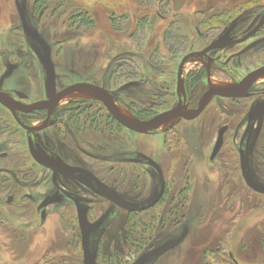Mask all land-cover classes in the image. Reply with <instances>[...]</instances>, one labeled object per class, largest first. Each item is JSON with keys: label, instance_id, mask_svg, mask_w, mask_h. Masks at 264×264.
<instances>
[{"label": "rangeland", "instance_id": "1", "mask_svg": "<svg viewBox=\"0 0 264 264\" xmlns=\"http://www.w3.org/2000/svg\"><path fill=\"white\" fill-rule=\"evenodd\" d=\"M32 4L33 0H0V76L7 73L10 64L16 66L14 76L6 86L24 92L30 100L46 97L41 61L43 51L33 40L30 34L33 32L49 50L58 89L76 82L103 86L119 97L120 109L128 114V102L144 106L157 97L164 105L170 100L169 93L175 94V67L170 59L178 56L185 47L183 35L188 34L189 44L194 43L193 48L198 49L207 42H197L196 29L208 42L222 36L234 38L244 32L245 26H252L264 12V0H47L39 17L33 15ZM157 9L165 21L155 15ZM85 13L91 18L92 27L82 26L80 20L72 21V17ZM219 29L221 33L216 32ZM164 33L167 37L163 41ZM169 44L174 49L172 55L167 53ZM237 49L220 51L215 55H221L220 59L224 60ZM161 55L167 57L168 63L157 68L155 60H162ZM139 62L146 64L142 68L144 72L137 77L133 72ZM221 62L217 64L218 71L212 75L211 83L215 86H227L252 65L264 63V44L227 65ZM172 69L173 86L166 91L170 74L164 72ZM200 90L194 92V98ZM68 97L61 102V108L70 101L88 98L83 92ZM172 101L173 105L175 96ZM240 109L227 101L216 100L208 105L196 122L177 124L175 132L178 134H169L167 138L172 140L174 148L173 162L169 161V164L161 158L163 134L159 133L154 140L141 138L145 144H140L138 150L148 153L149 145H153L151 150L157 152V163L166 172L169 193L173 194L174 200L167 204V199L164 205L143 214L140 222L137 218L130 219L126 229L125 214L110 210L108 205L95 200L97 210L94 211L97 214L93 213V218L105 211L109 214L89 243L91 252L98 254L99 261L102 260L100 264H131L140 255L177 239L182 233L185 234L178 245L145 264H233L229 253L240 264H264V196L252 192L241 177L237 153L246 120L243 114H239ZM225 123L232 124V130L226 135L222 155L210 162L209 153L217 128ZM18 134V147L16 152H12L13 158L30 164L23 147L24 139ZM42 135L64 160L76 161L83 157L78 149L79 146L84 147L81 138L57 139L51 130ZM258 136L253 133L249 141V173L254 185L264 191V138ZM110 144H116L114 149L121 148L126 153L137 148L135 140L125 132L111 138ZM91 151L94 153L91 157L106 161L96 151ZM4 154L0 152V264H55V259L67 255L68 249H63L67 240L63 237L66 235L59 233V239L53 241V230L56 227L67 232L70 224L65 223V217L56 218L54 215L47 224L39 221L36 205L54 191L50 177L36 169L38 182L43 179L45 183L29 186L32 184L30 180V184H23L16 170L10 169L1 158ZM83 160L86 163V159ZM87 162L100 176L115 180L118 190L128 200L136 202L134 191L129 189L131 180L121 182L124 177L118 175V170L108 172L104 166L108 163L91 159ZM119 168L132 169L135 174L146 178L145 186L138 185L135 189L136 192L141 189L140 194L146 197L151 189L149 177L154 178L147 173L150 169L144 165ZM12 183L20 186L18 193L10 189ZM183 187L189 190L185 199L179 196ZM27 194L31 195L32 201L25 199ZM8 196L14 197L12 203L8 202ZM64 209L66 207H60L57 212L64 213ZM68 214L72 215L71 212ZM182 214L184 217L180 216ZM151 222L155 226L152 230L149 228ZM134 231L143 239L151 236L147 246L136 245L137 234ZM54 245L59 248L54 250ZM108 251L117 255L113 262L101 259ZM72 252L76 254L74 262L82 264L79 249Z\"/></svg>", "mask_w": 264, "mask_h": 264}, {"label": "flooded vegetation", "instance_id": "2", "mask_svg": "<svg viewBox=\"0 0 264 264\" xmlns=\"http://www.w3.org/2000/svg\"><path fill=\"white\" fill-rule=\"evenodd\" d=\"M40 0H33L32 4V13L33 15H38L39 17L42 16V8L44 5L47 4V0L41 1ZM44 8L43 10H45ZM83 15V14H82ZM82 15H76L72 17L73 22H77L78 18L77 16ZM155 15L159 18L165 21L163 17L160 16V13L158 12V9L155 13ZM141 20V19H140ZM145 20V19H144ZM141 22V21H140ZM169 26V23L167 27ZM245 30L243 33H240V35H237L234 38H228V37H220L218 39H213L210 42L207 41V39H204L205 37L203 34L196 29V39L197 42H201L203 44L200 48L194 49L192 44H189V35H183L184 40L186 41L185 47L179 52L178 56L175 55L173 59H170L171 61H174V77H175V94L169 93L170 100L167 102H164V105L162 102L158 101V98H154L151 103L148 105H138L135 102H128L126 104V108L129 111L130 114L126 113L128 117H131L133 119H136L138 121H147L154 117H156L159 114H162L164 112H167L173 108H176L177 106H182L184 108V112L190 113L192 111H195L199 109L200 102L202 98L211 90V88H223L233 85H238L241 83L245 78H247L248 75H250L253 72H256L260 69L264 68V63H260L258 65H252L251 68H248L244 71L243 74L237 76V78H233L229 85L227 86H215L211 83V79L213 78L215 72L218 71L217 64L221 63L223 65H227L231 60L237 59L238 57H242L248 52H250L255 47L264 44V12L257 19V21L251 26H245ZM205 29V27H204ZM232 29V28H231ZM167 28L164 30L166 32ZM235 31V30H234ZM217 33H221V29L216 30ZM33 37V40L38 45V47L42 48L43 54L42 57H44L45 53L48 52L50 60L51 56L49 53V50L45 43L33 32L30 33ZM166 34L164 33L162 35V40L164 41L166 39ZM218 40H220L221 44H218L215 48H210L214 43H216ZM238 49L235 52H232L226 58L221 60V55L216 56L215 54L220 51H227L228 49L235 48ZM47 49V51H45ZM167 53H174L173 46L169 44V47L166 48ZM176 52V53H177ZM175 53V54H176ZM160 55V54H159ZM162 60H158L156 58L155 64L158 65L157 68L162 65L166 64L167 57L164 55H161ZM176 62V63H175ZM52 63V61H51ZM172 63V62H171ZM146 63L139 64L134 67L135 71L133 72V75H136L137 77L141 76L142 72L144 70L142 69ZM150 67L152 65V62L149 60ZM155 65V66H156ZM189 69L187 67L189 66ZM166 66V65H165ZM53 67V66H52ZM130 68V67H129ZM44 69V67H43ZM16 70L15 64H10L8 66V71L5 73V75L0 76V93L8 96L10 100L13 102V105L11 108L5 107L0 103V152L5 153L1 156L5 160V163L9 165L10 169H15L19 181H21L23 184H30V180H32V184L29 186H35V184L39 183V177H38V170L43 171L45 174L49 175L50 177V184L54 188L53 193L48 196L45 199H41L38 201L36 205V213L39 214L40 218L39 221L43 224H47L50 222V219L52 218V215L56 216V218H66L65 223L69 225L68 231H61L55 227L53 230V241L59 239V233L66 235V237H63L64 239H67L64 243L63 249H68V252H65V256L58 257L55 260V264H76L74 261L76 260V254L72 251H77V248L79 249L80 253V262L82 264H85V258H84V251L82 247V237H81V228L78 220L79 212L84 216V220L87 224L93 225L97 224L92 230L89 231L87 234V247L89 254L94 258V263H101L99 261L98 254H93L90 250V241L91 237L95 232H97L100 225L105 221V219L108 218L107 213L102 212L99 214L98 217L93 218L95 213L94 210H97L95 208V200L101 201L102 203L108 205L110 210H118L119 212L125 214L126 216V222H125V229H126V223L129 224V220L132 218L139 219L140 217L145 214L149 213L153 210H155L157 207L164 205V203L168 199L167 204H171L173 202L174 197L173 194L169 193V182L166 178V172L164 173L162 167L157 163L156 155L157 152H152L153 145H149L151 148L150 152L144 153L141 152L138 146L140 144H145L141 138H148L154 140L155 137L161 133L162 135V149L164 150L162 153V160L165 162H168L172 160L173 158V142L172 140L167 139L168 135H172L175 132V128L177 124H180L181 122L184 123H193L196 122L202 114L207 110L208 105L211 104V102L216 100L221 101H227L230 104L234 105V107H238L241 109L239 110V114H243L245 117V125L241 132V138L240 143L238 147V164L239 169L241 173V177L245 183V185L254 193L264 196V191L262 193L256 192L253 189H251L245 182L241 168H240V154L241 149L244 143H246V155L248 158V149H249V141L252 137L253 133L258 134V138L262 135L264 138V81H259L260 79H264V73L257 76L250 85L242 91L238 96L235 97H221L218 95L212 96L210 99H208L205 102L204 107L201 109L199 114L195 116L192 119H184V118H177L174 122H172V125L164 124L159 126L158 128L151 130L147 132L146 134L143 133H137L134 132L124 126H122L119 122H117L113 116L109 113L108 109L105 107V105L88 96L87 99L82 100H74L67 103L63 108L60 107V104L65 98L60 99L59 101H56L55 99H52V96L50 95V92L47 90V78L45 73V89H46V97L43 99L38 100H30L29 96L25 94L24 92L16 89H11L6 86V83L8 80L13 78L14 73ZM163 71V69H161ZM53 70V74H54ZM166 74H170V80L169 83L165 86L166 91L171 88V85L173 86V69L171 71L165 70ZM129 75H132L129 73ZM213 75V76H212ZM112 76V75H111ZM110 76V77H111ZM57 78L54 75V86H55V95H58L60 92L65 90L66 88L77 85V84H89L94 87L100 88L103 91H105L113 100V103L117 106V108L120 109V99L119 97L110 89H107L103 86L89 83V82H76L72 83L70 85H66L63 88L58 89L57 88ZM205 87V88H204ZM204 88V89H203ZM201 89L198 94L196 95V98H194L195 91ZM166 95L168 96L167 92ZM175 96V103L172 105V100H174ZM69 98V97H68ZM44 104V107L41 108H32L38 104ZM154 106H159V108H156ZM172 105V106H171ZM161 107V108H160ZM163 107V108H162ZM78 109V111H76ZM81 109V111L79 110ZM61 110V111H60ZM60 111V113H57ZM74 111L76 114H74ZM125 112V111H123ZM123 115V114H122ZM92 116L97 117L99 119V123L95 125L92 120L90 119ZM168 126L166 129L161 130L163 127ZM48 130H51L55 137H58L62 140V138L75 140V138L79 137L81 138V141L84 143V147L79 146L78 149H80V155L83 157H78L76 161H66L64 160L60 154L51 147L48 140L42 135L44 132H47ZM232 130V124H222L217 128V134L216 139L214 141L213 147L209 153V161L214 162L218 160V158L223 153V148L226 141V135L228 132ZM123 132L130 135V138L135 140V143H137V148L132 153H126L125 150L120 149H114L113 146L116 144H110V139L113 137H117ZM20 134L24 140H23V147L25 148L26 153V159L31 162L30 164H27L26 160L20 161L19 159L13 158V153L16 152L17 149V140H16V134ZM18 134V136H19ZM178 134V133H177ZM183 134V133H182ZM178 137V136H177ZM246 137V138H245ZM245 138V139H244ZM87 139V141H86ZM220 140V146L215 151L216 144ZM154 144V143H153ZM117 146V145H116ZM91 150H94L99 154V156H102V158H105V160L93 158L91 156H94V153H92ZM112 150V151H111ZM188 153L190 148L188 147ZM148 151V150H147ZM215 151V152H214ZM187 152H183L185 154ZM34 156L37 159H41L46 161L45 163L38 162L35 160ZM98 155L95 154V157ZM182 155H180L181 157ZM183 157V156H182ZM86 159V163H84L83 159ZM188 158V157H187ZM14 159V160H13ZM88 159L91 160H100L104 165L105 168H108V172L111 170H118V175L124 178H121V182H124L125 179L130 181L131 180V188L130 190L134 191V197L136 199V202H132L128 200L117 188V183L115 180H109L108 178H104L103 176H100L97 171L94 170V168H91L89 165ZM249 159V158H248ZM117 160V161H116ZM110 161H112L110 163ZM173 161H171L172 163ZM249 163V160H248ZM112 167H109V166ZM116 165V167H114ZM127 165L132 166H145V168H149L150 171L147 173L150 176V173L154 175L150 178V184L151 189L149 190V193L146 197H142L143 194H140L141 189L135 191L136 186L146 184V178L142 176L141 174H135L134 171L128 168H119L126 167ZM103 167V166H102ZM20 168V169H19ZM121 170H124L121 172ZM100 172V170L98 169ZM146 171V170H145ZM132 176L133 179L131 178ZM187 178H189L187 176ZM10 180V179H9ZM28 180V181H27ZM27 181V182H26ZM44 180H40V185L42 186L44 184ZM13 184V183H12ZM148 184V182H147ZM129 185V184H127ZM159 185V188H158ZM134 186V187H133ZM154 188V189H153ZM13 193H18L21 188L20 186H14L11 185V188ZM106 191V195L108 197L115 198L117 201H119L120 204L114 203L109 198L102 196L101 193ZM189 190L187 187H183L182 190L179 193V196L181 198L185 199ZM148 192V191H147ZM161 193L160 198L148 209L144 210H131L135 207H141L145 204H147L150 200H153L157 195ZM184 195V196H183ZM25 199L27 201H32L31 195H26ZM14 200L13 196H8V202L12 203ZM60 207L64 209V213L57 212V209H60ZM49 208V209H48ZM108 208V210H109ZM48 210V211H46ZM69 212L72 213L71 216H69ZM94 213V214H93ZM58 216V217H57ZM184 217V215H180ZM67 220V221H66ZM128 227L131 228V226L128 225ZM154 222L150 223V229L152 230L154 228ZM132 229V228H131ZM126 231V230H125ZM135 232V231H134ZM56 233V234H55ZM136 233V232H135ZM137 234V238H135V243L137 246H147L148 241L151 238L149 236L147 239L141 238L140 235ZM23 238V237H22ZM22 238H18L21 240ZM143 239V242L141 240ZM13 240V238H12ZM143 243V244H142ZM56 245H54L55 247ZM59 248V247H58ZM58 248L55 247L54 250H57ZM116 248H113L112 250H115ZM48 249L45 251L47 252ZM67 251V250H66ZM19 254V253H18ZM106 256V257H104ZM104 256L101 259L109 261H114L116 258V254L114 252H107L104 254ZM142 256V255H140ZM139 256V257H140ZM138 257V258H139ZM228 257L230 261L233 264H240L235 257L232 255V253L228 254ZM137 258V259H138ZM137 259H134L136 261ZM119 262V261H117ZM132 262V263H133ZM131 263V264H132Z\"/></svg>", "mask_w": 264, "mask_h": 264}, {"label": "water", "instance_id": "3", "mask_svg": "<svg viewBox=\"0 0 264 264\" xmlns=\"http://www.w3.org/2000/svg\"><path fill=\"white\" fill-rule=\"evenodd\" d=\"M221 41L218 40L216 43H214L210 48H215L218 46V44ZM47 51V49H45ZM42 65L44 67L45 73H46V78H47V90L50 92V95L52 96V99H55L56 101H59L62 98L68 97L70 95H73L78 92H83L86 95L102 102L105 107L108 109L109 113L113 116V118L119 122L122 126L137 132V133H143L146 134L147 132L154 130L158 128L161 125L168 124L174 122L177 118H184V119H192L195 116L199 114L201 109L204 107L205 102L210 99L214 95H218L221 97H235L238 96L242 91H244L250 83L259 75L264 73V68L260 69L256 72L251 73L250 75L247 76L241 83L238 85H233V86H228V87H223V88H211L209 92L202 98L200 102L199 109L192 111L190 113L184 112V108L182 106H177L176 108H173L167 112H164L162 114L157 115L156 117L147 120V121H138L136 119H133L131 117H126L122 115L119 112V109L117 106L113 103L112 98L102 89L94 87L89 84H77L70 86L60 92L58 95H55V86H54V74H53V67L52 63L49 57L48 52L45 53L44 57L41 59ZM0 103L4 105L5 107L11 108L13 105V102L10 100V98L2 93H0ZM44 104H38L32 108H41L44 107ZM246 138V137H245ZM244 138V139H245ZM220 140H218L215 151L217 148L220 146ZM246 143L243 144L242 149H241V154H240V168L242 172V176L246 182V184L253 189L256 192L262 193L263 191L257 188L250 176L249 173V163H248V158L246 155ZM214 151V152H215ZM35 160L41 163H45L46 161L44 160H39L34 156ZM106 191L101 193L102 196H105L112 200L116 204H120L119 201H117L115 198L108 197L106 195ZM161 196V193L157 195L153 200H150L147 204L141 206V207H135L131 210H144L148 209L151 207ZM78 220L81 228V237H82V247L84 251V258H85V264H95L94 263V258L89 254L88 247H87V234L89 233L90 230H92L95 226H97L98 222L93 225H89L85 222L84 216L79 212L78 215ZM185 233H182L180 237L174 240H170L163 245L155 248L154 250L143 254L140 256L136 261H134L132 264H145L150 259L153 258H158L162 256L163 254L167 253L171 249H173L176 245L179 244V242L183 239Z\"/></svg>", "mask_w": 264, "mask_h": 264}, {"label": "trees", "instance_id": "4", "mask_svg": "<svg viewBox=\"0 0 264 264\" xmlns=\"http://www.w3.org/2000/svg\"><path fill=\"white\" fill-rule=\"evenodd\" d=\"M41 1L43 2L45 0H40L39 3ZM77 18H78V20H80V24L82 26H84V27H92L93 26V22L87 13H85L82 16H77ZM79 110L81 111V109H79ZM76 111H78V109ZM74 114H76L75 111H74ZM90 119L92 120V122L95 125H97L99 123V119H97V117H95V116H92Z\"/></svg>", "mask_w": 264, "mask_h": 264}, {"label": "bare ground", "instance_id": "5", "mask_svg": "<svg viewBox=\"0 0 264 264\" xmlns=\"http://www.w3.org/2000/svg\"><path fill=\"white\" fill-rule=\"evenodd\" d=\"M120 113L123 114L124 116L128 117V115L125 112L121 111V110H120Z\"/></svg>", "mask_w": 264, "mask_h": 264}]
</instances>
